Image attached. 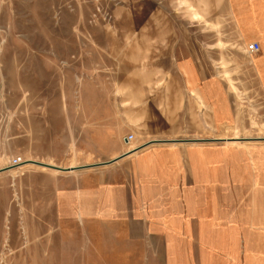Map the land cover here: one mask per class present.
Returning a JSON list of instances; mask_svg holds the SVG:
<instances>
[{
	"label": "rangeland",
	"instance_id": "rangeland-1",
	"mask_svg": "<svg viewBox=\"0 0 264 264\" xmlns=\"http://www.w3.org/2000/svg\"><path fill=\"white\" fill-rule=\"evenodd\" d=\"M212 9L207 0H0L2 156L61 167L91 162V132L96 127L99 139L108 125L121 124L113 112L135 106L140 89L153 88L142 84L153 83L156 63L176 61L177 77L178 60L185 56L201 66H220L216 71L224 80L252 75L232 64L248 57L239 46L225 51L223 23L212 25L217 21ZM228 39L235 44V38ZM258 88L253 82L232 85L238 100L234 129L222 126L226 131L183 138L264 136V98ZM189 107L179 115L188 131L199 125ZM177 122L180 130L182 121ZM137 129H131V146L139 138L168 136L165 125L159 131ZM174 137L181 139L180 133ZM104 152L97 148L99 155ZM39 183L33 182V197L26 189L15 193L17 223L15 207L5 221L0 264H163L155 260L156 246L138 244L121 222L80 214L70 205L64 213L52 200L41 204Z\"/></svg>",
	"mask_w": 264,
	"mask_h": 264
},
{
	"label": "crops",
	"instance_id": "crops-1",
	"mask_svg": "<svg viewBox=\"0 0 264 264\" xmlns=\"http://www.w3.org/2000/svg\"><path fill=\"white\" fill-rule=\"evenodd\" d=\"M207 3L214 6L210 13L217 17L212 25L223 23L226 40L236 39L235 44L226 41L225 51L233 45L245 49L248 58L232 64L245 66L252 75L224 80L216 71L220 66L198 65L191 56L178 60L181 77L176 76V61L156 63L153 83H140L153 88H141L135 106L113 112L117 114L112 116L121 117V124L106 125L99 139L95 127L89 148L93 160L65 166L75 168L69 171L35 164L17 171L10 165L15 156H2L0 144V246L7 215L15 207L17 223L15 193L32 191L37 180L41 204L52 200L64 213L70 205L80 214L121 222L118 226L132 230L138 244H154L155 260L163 264H264V136L201 142L183 138L226 131L222 126L234 129L238 102L231 95L234 84L256 83L264 98V0ZM253 41L262 46L258 54L246 50ZM166 55L168 60L171 54ZM188 105L199 124L189 131L179 116ZM178 119L180 130L174 125ZM162 125L168 126L167 137L139 138L133 146L127 141L137 127L159 131ZM178 133L181 139H175ZM98 147L104 154L97 153ZM108 161L112 162L95 165ZM31 191L28 195L33 197Z\"/></svg>",
	"mask_w": 264,
	"mask_h": 264
},
{
	"label": "built area",
	"instance_id": "built-area-1",
	"mask_svg": "<svg viewBox=\"0 0 264 264\" xmlns=\"http://www.w3.org/2000/svg\"><path fill=\"white\" fill-rule=\"evenodd\" d=\"M261 44L259 42H250L247 43L246 50L249 54H258L261 51ZM135 139L134 134H129L127 136V141L132 142ZM24 159L21 156H15L10 160L11 167H19L24 163Z\"/></svg>",
	"mask_w": 264,
	"mask_h": 264
},
{
	"label": "water",
	"instance_id": "water-1",
	"mask_svg": "<svg viewBox=\"0 0 264 264\" xmlns=\"http://www.w3.org/2000/svg\"><path fill=\"white\" fill-rule=\"evenodd\" d=\"M186 140L187 141H200L201 142V141H216V140H222V139H219V138H215V139L200 138V139H186ZM240 140H244V139H240ZM174 141L177 142V141H184V140H154V141H151V142H174ZM112 161L98 163V164H95V165L104 164V163H110ZM30 162L32 164H35V165L44 166V167H48V168L59 169V170H63V171H69V170L75 169V168H65V167H61V166L51 165V164L40 162V161H32V160H30ZM87 166H89V165H87ZM87 166H82V167H87Z\"/></svg>",
	"mask_w": 264,
	"mask_h": 264
},
{
	"label": "bare ground",
	"instance_id": "bare-ground-1",
	"mask_svg": "<svg viewBox=\"0 0 264 264\" xmlns=\"http://www.w3.org/2000/svg\"><path fill=\"white\" fill-rule=\"evenodd\" d=\"M232 139H239L237 136H234V137H230L228 138V140H232ZM261 139V138H260ZM227 140V139H226ZM263 140V139H262ZM29 166H33V164L30 162V160H25L23 164H21L18 168H17V171L18 170H21V169H24L26 167H29ZM38 167V166H37ZM44 168V166H42ZM41 168V167H40Z\"/></svg>",
	"mask_w": 264,
	"mask_h": 264
}]
</instances>
